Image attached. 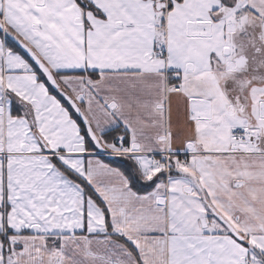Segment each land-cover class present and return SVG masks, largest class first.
Segmentation results:
<instances>
[{
	"label": "snow or ice",
	"instance_id": "obj_1",
	"mask_svg": "<svg viewBox=\"0 0 264 264\" xmlns=\"http://www.w3.org/2000/svg\"><path fill=\"white\" fill-rule=\"evenodd\" d=\"M0 264H264V0H0Z\"/></svg>",
	"mask_w": 264,
	"mask_h": 264
}]
</instances>
